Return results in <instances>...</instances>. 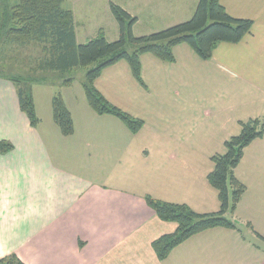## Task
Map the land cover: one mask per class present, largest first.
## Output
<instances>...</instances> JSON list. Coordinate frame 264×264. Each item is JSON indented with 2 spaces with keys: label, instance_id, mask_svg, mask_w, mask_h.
<instances>
[{
  "label": "crops",
  "instance_id": "obj_1",
  "mask_svg": "<svg viewBox=\"0 0 264 264\" xmlns=\"http://www.w3.org/2000/svg\"><path fill=\"white\" fill-rule=\"evenodd\" d=\"M152 1L163 13L168 12L172 25L190 19L198 4V0ZM221 2L232 16L254 21L252 32L239 43H233L235 49L230 62L234 75L246 77L254 90L263 91L259 83L262 81L258 80L264 79V0ZM222 44L216 46L211 59H216ZM241 46L248 47L247 59L239 50ZM193 53L190 45L179 44L173 49L174 61L171 63L177 68H186L187 58L193 57ZM143 58L140 61L144 79L152 72V66L154 80L163 78L167 72L173 81L177 79L178 74L170 71L163 60ZM98 90L106 95L101 88ZM47 95L42 104L39 102L41 94L34 93L39 118L34 126L20 108L15 85L0 77V139L13 144L10 152L0 153V259L16 255L24 264H206L207 260L197 259L221 255L219 249L215 250L218 241L211 232L226 227H214L194 234L160 260L152 242L165 233L174 232L176 224L157 216L145 201V192L137 194L115 189L101 183L103 178H97L98 171L82 172L81 163L89 166L88 160L93 157L98 141L91 140L94 137L92 131L90 135L86 132L82 140L78 123L90 127L94 122L90 119L98 117L80 114L76 118L63 98L74 122V132L65 135L54 121V95ZM87 110L92 109L87 107ZM260 117L264 118L262 112H254L249 119ZM236 121L245 120L236 118ZM164 142L170 144L173 141ZM163 158L170 163L178 162V167L189 175L194 172L196 159L191 154L168 152ZM197 168L205 176L213 169L202 172L199 166ZM155 169L158 170L159 165ZM234 172L246 190L232 212L231 220L248 223L256 230V225H261L259 221H264V134L244 149ZM102 174L105 178L110 177L107 169ZM169 174L175 175V171H169ZM196 182L195 195L193 183L187 181L185 192L179 189L182 182H178L170 184L169 196H151L161 201L184 203L193 210L208 213L199 207L203 208L207 198L214 199V193L208 181ZM228 230L235 232L232 228ZM230 237L235 238L234 235ZM216 263L219 261L213 262Z\"/></svg>",
  "mask_w": 264,
  "mask_h": 264
},
{
  "label": "rangeland",
  "instance_id": "obj_2",
  "mask_svg": "<svg viewBox=\"0 0 264 264\" xmlns=\"http://www.w3.org/2000/svg\"><path fill=\"white\" fill-rule=\"evenodd\" d=\"M111 2L122 6L132 17H136L137 21L132 26V33L136 37L158 32L173 24L168 12L163 13L152 0H65L64 7L71 9L74 14L78 43L88 42L100 32L110 41L120 37V26L111 11ZM223 43L216 59H202L194 51V56L187 58L186 68H177L171 62L163 60L170 71L178 74L176 81L169 77L168 72L165 75L163 73V78L154 80L153 66L146 79L141 73L140 81L125 59L102 71L94 81V86L105 91L106 95H103L112 105L144 122L137 132L117 116L99 114L91 108L84 85L89 67L78 66L63 75L51 74L47 81L34 85L33 93L37 96L41 94L39 102L42 104L48 97L47 94H61L76 118L80 114L84 117H98L90 119L94 121L90 127H83L78 123L80 138L92 131L94 137L91 140L98 141L93 157L88 160L89 166L81 163L82 172L98 171L96 176L103 178L100 179L101 183L115 189L137 194L145 192V201L151 195L169 196L170 184L178 182H182L179 189L185 192L186 182L191 181L195 195L196 180L208 181V175H201L196 168L199 166L202 172L204 169H212L214 164L211 157L216 153L226 152L223 141L241 131V124L236 118L248 121L250 114L254 112L264 114V79L258 80L262 81L259 82L262 85L261 91L254 90L246 77L234 75L230 62L234 44ZM12 47L6 52L7 58L2 59L0 56V72L26 76L28 59L34 55L39 56L41 51L39 47ZM222 47L227 48L223 50ZM136 48L133 44L127 45L129 52ZM239 50L247 59L248 47L241 46ZM144 54L140 55L141 61L142 57L143 60L154 57L162 62L152 53ZM145 64L148 65L147 61ZM68 78L72 81L66 83L65 79ZM87 107L94 112L87 110ZM164 141L173 142L168 144ZM168 152L194 156L195 173L189 175L185 169L178 167V162L166 161L163 156ZM159 154L162 155L157 156ZM156 165H159V169L153 170ZM105 169L109 172V178L102 174ZM169 171H175V175H170ZM207 183L214 193V199L207 198L206 204L203 208L199 207V210L217 212L220 209L218 192L209 181ZM196 212L201 213L198 210ZM225 216L232 219V211L228 210ZM234 222L237 226L235 232L228 228L211 232L214 240L218 241L215 250L219 249L221 255L213 259L199 257L197 260H207L206 264H213L215 260L219 264H264V221H259L261 225H256V230L248 223ZM231 235L235 238H231ZM215 236L218 238L215 239Z\"/></svg>",
  "mask_w": 264,
  "mask_h": 264
},
{
  "label": "trees",
  "instance_id": "obj_3",
  "mask_svg": "<svg viewBox=\"0 0 264 264\" xmlns=\"http://www.w3.org/2000/svg\"><path fill=\"white\" fill-rule=\"evenodd\" d=\"M65 0H0V56L13 48L39 47V56L28 59L26 76L19 73H3L0 77L10 80L16 88L21 110L32 125L39 122L34 102L33 87L47 81L51 74H66L78 66L89 67L85 77V91L88 103L99 114H113L131 130L139 131L144 122L135 119L120 108L112 105L94 86L102 71L125 59L134 76L142 81L140 55L152 53L164 61H174L173 49L179 44H188L199 57L210 59L219 43H239L252 32L254 21L232 16L221 0H198L193 16L163 30L136 37L132 26L136 17L122 6L111 2V11L120 26V37L110 41L103 32L88 42L78 43L74 14L64 7ZM137 48L133 52L127 45ZM17 52V51H16ZM9 59V58H8ZM72 79H65L71 82ZM53 117L65 135L74 132L72 114L61 94L52 100ZM241 131L225 141L226 152L211 157L214 164L208 173L209 183L217 190L220 209L217 212L199 213L184 203H173L146 197L147 204L157 216L166 222L176 224L174 232L165 233L152 242L160 260L179 244L201 231L226 227L235 229L233 220L225 213L232 212L246 190L236 177L235 168L240 163L244 149L264 134V118L241 121ZM13 144L0 139V153H8ZM231 188V193H230ZM0 264H24L16 255L0 259Z\"/></svg>",
  "mask_w": 264,
  "mask_h": 264
}]
</instances>
